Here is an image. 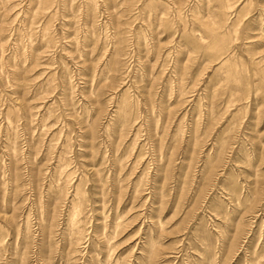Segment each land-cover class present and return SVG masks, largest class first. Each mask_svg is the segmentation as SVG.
I'll return each mask as SVG.
<instances>
[{
	"label": "rangeland",
	"instance_id": "374dc122",
	"mask_svg": "<svg viewBox=\"0 0 264 264\" xmlns=\"http://www.w3.org/2000/svg\"><path fill=\"white\" fill-rule=\"evenodd\" d=\"M0 264H264V0H0Z\"/></svg>",
	"mask_w": 264,
	"mask_h": 264
}]
</instances>
